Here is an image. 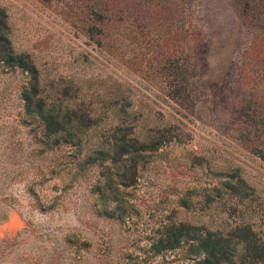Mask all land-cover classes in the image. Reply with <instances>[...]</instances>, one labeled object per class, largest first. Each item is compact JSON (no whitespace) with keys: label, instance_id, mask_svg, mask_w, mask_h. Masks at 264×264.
<instances>
[{"label":"rangeland","instance_id":"1","mask_svg":"<svg viewBox=\"0 0 264 264\" xmlns=\"http://www.w3.org/2000/svg\"><path fill=\"white\" fill-rule=\"evenodd\" d=\"M0 5L44 95L102 118L82 148L46 151L27 75L0 64V264H197L186 245L156 250L169 220L264 239V0ZM121 123L162 143L129 188L116 165H85Z\"/></svg>","mask_w":264,"mask_h":264},{"label":"trees","instance_id":"2","mask_svg":"<svg viewBox=\"0 0 264 264\" xmlns=\"http://www.w3.org/2000/svg\"><path fill=\"white\" fill-rule=\"evenodd\" d=\"M11 33L9 15L0 5V64L27 75L28 81L22 90L24 113L28 124L40 130L39 143L48 152L64 145L82 148L84 139L89 138L91 130L99 126L102 118L91 109L93 105L89 108L67 105L65 91L58 92L54 98L45 96L35 62L30 54L14 49ZM120 100L126 103L125 107L130 105L124 95L116 99L114 106H118ZM149 142L140 140L134 127L121 123L115 127L112 141L98 140L89 150L85 165L96 162L116 165L120 186L132 187L138 181L141 163L162 145L160 141ZM169 222L155 245L158 251H171L186 245L190 255L201 256L197 264H264V239L255 231L254 224L239 225L225 233L185 222Z\"/></svg>","mask_w":264,"mask_h":264}]
</instances>
